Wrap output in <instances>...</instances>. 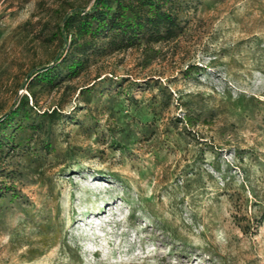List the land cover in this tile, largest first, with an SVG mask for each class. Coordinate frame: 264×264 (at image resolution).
Segmentation results:
<instances>
[{
	"label": "rangeland",
	"instance_id": "rangeland-1",
	"mask_svg": "<svg viewBox=\"0 0 264 264\" xmlns=\"http://www.w3.org/2000/svg\"><path fill=\"white\" fill-rule=\"evenodd\" d=\"M71 4L0 0V119L32 115L0 154V264H264V0H190L177 41L32 96Z\"/></svg>",
	"mask_w": 264,
	"mask_h": 264
},
{
	"label": "trees",
	"instance_id": "trees-1",
	"mask_svg": "<svg viewBox=\"0 0 264 264\" xmlns=\"http://www.w3.org/2000/svg\"><path fill=\"white\" fill-rule=\"evenodd\" d=\"M189 1L90 0L88 8L69 5L59 16L56 36L50 39L52 43L57 39L61 48L54 55L52 65L42 66L29 77L31 95L35 96V87L54 91L64 79L79 77L97 57L177 41L187 28L184 16ZM28 106V101H20L0 119L1 155L6 149L20 145L22 139L18 133L25 130L23 123L32 117ZM186 123L191 127L196 125L189 115ZM6 188L7 185L0 186V196Z\"/></svg>",
	"mask_w": 264,
	"mask_h": 264
},
{
	"label": "bare ground",
	"instance_id": "bare-ground-1",
	"mask_svg": "<svg viewBox=\"0 0 264 264\" xmlns=\"http://www.w3.org/2000/svg\"><path fill=\"white\" fill-rule=\"evenodd\" d=\"M115 202L113 200L110 201H102V203L97 206L92 212H89L88 214L90 215L89 217H99L102 216L105 212L107 207H110L111 205H114Z\"/></svg>",
	"mask_w": 264,
	"mask_h": 264
}]
</instances>
